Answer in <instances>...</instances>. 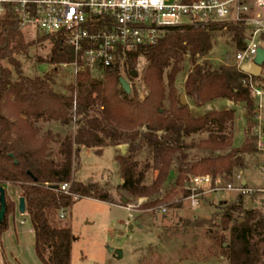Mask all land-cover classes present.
<instances>
[{
    "label": "trees",
    "instance_id": "16d2710c",
    "mask_svg": "<svg viewBox=\"0 0 264 264\" xmlns=\"http://www.w3.org/2000/svg\"><path fill=\"white\" fill-rule=\"evenodd\" d=\"M239 26L218 23L169 28L158 45L134 53L127 63L133 67L141 56L145 57L149 62L147 78L153 86L146 100L140 101L119 87L118 65L110 68L103 80L94 79L86 72L79 73L69 96L53 90L52 75L12 82L13 72L3 62L12 65L21 77L16 56H27L35 42L25 41L11 12L0 18V187L20 189L35 236V253L42 264H71L74 236L71 224L62 226L57 219L62 211L71 210L82 199L116 204L114 195L98 183L84 184L74 179L81 166L83 148H96L101 155L103 148L128 145L127 155L116 158L123 179L118 189L131 197L149 198L146 207H157L170 195L168 192L162 197V186L172 171L177 173L176 185L187 187L192 176L228 179L236 171L247 168L246 158L258 154L257 138L253 134L257 114L251 98L250 77L236 65L215 68L210 60H202L214 48L212 33L225 27L235 32L239 51L245 49L244 29ZM48 39L53 44L49 64L74 62L73 51L61 38L43 37L40 41ZM187 54L192 69L184 90L193 106L201 108L217 100L245 106L247 126L242 148L234 147L235 109L196 116L189 105H182L173 96ZM165 76L172 94L170 110H163ZM7 99H14L23 116L17 122L4 113ZM73 109L81 120L74 138H65L61 143V159L56 161L50 158L51 133L50 137H40L34 122L54 121L68 126ZM90 111H96L97 115L88 117ZM204 135L207 137L195 141L196 136ZM189 139H192L190 144L186 142ZM143 153L147 154L144 163L139 160ZM154 165H159L157 178L147 186V175ZM62 184L70 185L68 194L61 190ZM6 200L7 216L0 225V237L8 228V218L17 212L8 194ZM247 204L245 197L239 196L236 202L223 204L221 208L225 229L233 223L230 243L219 241L228 264H264V213L248 209ZM237 211L241 215L233 220Z\"/></svg>",
    "mask_w": 264,
    "mask_h": 264
},
{
    "label": "rangeland",
    "instance_id": "374dc122",
    "mask_svg": "<svg viewBox=\"0 0 264 264\" xmlns=\"http://www.w3.org/2000/svg\"><path fill=\"white\" fill-rule=\"evenodd\" d=\"M239 28H243L239 26ZM244 29V35L247 33ZM27 43L35 42L29 47L27 56H16L20 64L21 77L15 68L7 61L3 62L4 67L13 72L12 82L19 81L20 78L34 79L52 75L54 84L53 90L61 95L69 96L72 86L76 85L77 76L74 75L71 67L67 69L58 68L48 62L53 44L51 41H40V36L22 34ZM235 32L225 27L212 33L214 48L209 55L202 60H210L215 68L222 65H238L236 56L238 54L237 42L234 39ZM264 47V43L262 44ZM190 55L184 56L182 72L177 76L174 84V97L180 99L185 96L187 105L193 115L199 116L210 111L229 110L228 107H216L213 103L196 108L193 102L185 94V81L192 69L189 62ZM149 62L141 56L133 65L127 62L120 70V76L130 82L132 87L131 97L137 96L140 101L146 100L150 95L153 86L147 78ZM135 71L137 76L131 78V73ZM260 78V77H259ZM264 80H255L259 86H263ZM120 88L121 85L119 86ZM165 100L163 110H170V86L165 76L163 82ZM14 99H7L4 113L17 122L23 118L19 114ZM255 108L257 102L254 100ZM239 106V107H238ZM233 109V108H232ZM264 111V110H263ZM257 117L260 111L255 109ZM234 123V145L242 148L245 142L246 130V110L243 104L235 108ZM71 121L68 126H63L60 122H44L39 120L34 122L39 131V136L51 133V159L56 161L61 159L59 151L61 143L65 138H74L81 117L76 114V110L71 112ZM97 115L96 111H90L88 117ZM264 123V120H263ZM259 121L257 119V126ZM254 129V131H255ZM207 136H196V142ZM188 144L192 139L186 140ZM129 146L126 144L117 147H106L102 149V154L98 155V149H90L81 156L80 169L74 173L73 177L77 182L88 184L98 183L102 188L109 191L115 197V205L107 204L93 199H82L74 207L67 211L66 218L57 217L61 225L71 224L74 243L72 248L71 264H228L222 255L219 241L230 243V229L233 223L228 225L226 230L222 223L221 208L223 204H232L239 198L237 192H212L209 184L202 185L196 193L200 194V206L194 208L188 199L195 188V179L191 177L187 187L176 185V171H172L167 182L162 186V197L168 192L170 195L157 207H146L150 203L147 197H131L118 188L123 184L120 167L116 158L126 156ZM101 150V149H100ZM194 150L191 154H194ZM142 163L147 160V154L139 159ZM247 168L244 178L249 187L261 188L264 179L260 172L257 154L246 158ZM86 167L91 171L90 179L83 181L77 173ZM159 165H154L149 171L145 185L150 186L157 178ZM238 172V171H236ZM235 172V173H236ZM220 180V185L238 183V179L232 178ZM215 186H213L214 188ZM212 188V187H211ZM7 192V191H6ZM10 197L16 204V213L8 218V228L0 237V264H42L35 253V236L31 233V223L26 216L18 212L19 199L22 193L17 187H10ZM8 193V192H7ZM78 200V198H75ZM127 200V204L123 200ZM246 209V208H245ZM264 213V211H263ZM131 215V217H130ZM240 212L233 213V220L240 216ZM205 222V223H204ZM192 224L188 226V224ZM198 223L201 225L198 226ZM204 223V224H202ZM218 238V241L216 240ZM113 251H110V250ZM123 253V258L119 257V252Z\"/></svg>",
    "mask_w": 264,
    "mask_h": 264
},
{
    "label": "built area",
    "instance_id": "2783aa9c",
    "mask_svg": "<svg viewBox=\"0 0 264 264\" xmlns=\"http://www.w3.org/2000/svg\"><path fill=\"white\" fill-rule=\"evenodd\" d=\"M8 12L22 34L61 38L73 51L74 62L59 64L58 68L71 67L75 76L86 72L94 79L103 80L115 65L122 70L134 53L158 45L173 27L218 23L245 27L246 47L236 56L239 69L252 63L263 47L264 0H0V18ZM249 77L251 98L261 113L264 87ZM253 134L262 156L259 169L264 179V129L258 127ZM236 178L237 184L225 186L218 178H196L188 199L194 208L199 207L201 198L196 192L209 184L212 192H237L247 203L253 202V209L263 212L264 185L252 189L244 185L240 174ZM61 190L68 194L70 185L62 184ZM66 214L62 211L60 219Z\"/></svg>",
    "mask_w": 264,
    "mask_h": 264
},
{
    "label": "water",
    "instance_id": "95a60500",
    "mask_svg": "<svg viewBox=\"0 0 264 264\" xmlns=\"http://www.w3.org/2000/svg\"><path fill=\"white\" fill-rule=\"evenodd\" d=\"M263 66H264V48L261 47L258 50L257 56L255 60L247 65H243L241 67V71L247 75L257 77V78H262L264 80V73H263ZM131 78H135L137 76V73L133 71L131 73ZM120 85L123 89V91L129 96L132 93V87L130 82H128L126 79L123 77L120 78ZM181 104L182 105H187V101L185 96H181L180 98ZM6 190L2 187H0V225L4 223L6 220L7 216V200H6ZM125 204H127V200H123ZM248 209H253V202L249 201L248 202ZM18 212L22 215H26V201L23 197L19 199V205H18ZM110 251H113L112 249ZM119 257L123 258V253L120 251L119 252Z\"/></svg>",
    "mask_w": 264,
    "mask_h": 264
},
{
    "label": "crops",
    "instance_id": "0c3cea01",
    "mask_svg": "<svg viewBox=\"0 0 264 264\" xmlns=\"http://www.w3.org/2000/svg\"><path fill=\"white\" fill-rule=\"evenodd\" d=\"M264 48V47H263ZM263 73H264V66H263ZM263 83V87H264V81L262 82ZM263 99H264V94H263ZM216 107H228V109H235L236 108V106L237 105H234L232 102H230V101H224V100H217V101H215L214 103H213ZM239 107V106H238ZM263 120H264V111H262L260 114H259V118H258V121H259V128H262V129H264V123H263ZM234 147H235V145H234ZM86 151H91L90 149H85V148H83L82 149V151H81V156L86 152ZM257 157H258V164H257V166L259 167V165H260V163H261V160H262V156L260 155V154H257ZM244 172H245V170H238V172H236L235 174H234V179L240 174L241 176H242V178H243V180H244V185L245 186H247V187H249V185H248V182H247V180L244 178ZM91 173H93V172H91V171H88L87 170V168L86 167H83L82 166V169H81V171H79L78 173H77V176H80L82 179H83V181L85 180V181H87V180H89L90 179V175H91ZM249 188H252V189H256V187L254 188V187H249ZM6 191L8 192L7 194H9V195H11L10 194V187H8L7 189H6ZM12 197V196H11ZM12 199H14L13 197H12ZM15 201V200H14ZM27 215V214H26ZM25 215V216H26ZM28 218V217H27ZM31 233H33V230L31 229ZM34 234V233H33ZM1 264H3V260H1Z\"/></svg>",
    "mask_w": 264,
    "mask_h": 264
}]
</instances>
